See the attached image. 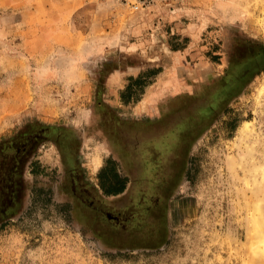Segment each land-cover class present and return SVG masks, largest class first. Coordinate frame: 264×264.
Returning a JSON list of instances; mask_svg holds the SVG:
<instances>
[{"label":"rangeland","instance_id":"1","mask_svg":"<svg viewBox=\"0 0 264 264\" xmlns=\"http://www.w3.org/2000/svg\"><path fill=\"white\" fill-rule=\"evenodd\" d=\"M263 186L264 0H0V264H264Z\"/></svg>","mask_w":264,"mask_h":264},{"label":"trees","instance_id":"2","mask_svg":"<svg viewBox=\"0 0 264 264\" xmlns=\"http://www.w3.org/2000/svg\"><path fill=\"white\" fill-rule=\"evenodd\" d=\"M141 79V74L138 77H132L131 83L125 90L122 91V95L126 97V92H129L128 89L132 86V84L138 82ZM124 99H126L125 101H128V98ZM32 169L34 172H38L39 167H37L35 162L32 165ZM128 181V175L121 173L115 159L113 157L106 158L104 166L98 172V184L101 188V191L106 195H117L126 189ZM44 190V187H38L35 189L34 193H37L40 196V193H42ZM48 191H51V188H48Z\"/></svg>","mask_w":264,"mask_h":264},{"label":"bare ground","instance_id":"3","mask_svg":"<svg viewBox=\"0 0 264 264\" xmlns=\"http://www.w3.org/2000/svg\"><path fill=\"white\" fill-rule=\"evenodd\" d=\"M132 188H133V186H132ZM259 189H261V188H259ZM253 223L255 224V226L258 229V232L260 233L259 240H260V242L263 243L262 245L259 246V249H263L264 248V230L262 228L264 226V221L262 219H259V218L256 217V218H254Z\"/></svg>","mask_w":264,"mask_h":264},{"label":"crops","instance_id":"4","mask_svg":"<svg viewBox=\"0 0 264 264\" xmlns=\"http://www.w3.org/2000/svg\"><path fill=\"white\" fill-rule=\"evenodd\" d=\"M106 157H109V156H106ZM114 157H117V156H114ZM114 157H113V158H114ZM114 159H115V158H114ZM104 163H105V160L103 159L102 163L100 164V169L104 166ZM117 165H118V164H117ZM98 167H99V166H98ZM118 168H119V170L121 171L122 174H124V175H128V177H130V175H129L128 173H126V172L123 170V167H121V166L118 165ZM130 184H131V177H130V179H129V181H128V185H127L126 189H125L123 192L118 193L117 195H122L123 193H125V191L130 187Z\"/></svg>","mask_w":264,"mask_h":264},{"label":"built area","instance_id":"5","mask_svg":"<svg viewBox=\"0 0 264 264\" xmlns=\"http://www.w3.org/2000/svg\"><path fill=\"white\" fill-rule=\"evenodd\" d=\"M136 6H138V5H136Z\"/></svg>","mask_w":264,"mask_h":264}]
</instances>
